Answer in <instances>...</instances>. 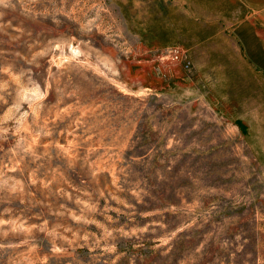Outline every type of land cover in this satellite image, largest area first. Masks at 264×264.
Segmentation results:
<instances>
[{
	"label": "rangeland",
	"instance_id": "obj_1",
	"mask_svg": "<svg viewBox=\"0 0 264 264\" xmlns=\"http://www.w3.org/2000/svg\"><path fill=\"white\" fill-rule=\"evenodd\" d=\"M249 7L0 0V264H264Z\"/></svg>",
	"mask_w": 264,
	"mask_h": 264
},
{
	"label": "crops",
	"instance_id": "obj_2",
	"mask_svg": "<svg viewBox=\"0 0 264 264\" xmlns=\"http://www.w3.org/2000/svg\"><path fill=\"white\" fill-rule=\"evenodd\" d=\"M228 7H236L241 9L237 12L238 15H248L250 13V7H264V0H225Z\"/></svg>",
	"mask_w": 264,
	"mask_h": 264
},
{
	"label": "built area",
	"instance_id": "obj_3",
	"mask_svg": "<svg viewBox=\"0 0 264 264\" xmlns=\"http://www.w3.org/2000/svg\"><path fill=\"white\" fill-rule=\"evenodd\" d=\"M171 51L173 52L174 57H177V48L173 47V49L171 48Z\"/></svg>",
	"mask_w": 264,
	"mask_h": 264
}]
</instances>
